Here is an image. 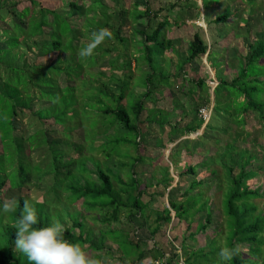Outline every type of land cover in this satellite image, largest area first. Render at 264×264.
<instances>
[{"label":"trees","instance_id":"trees-1","mask_svg":"<svg viewBox=\"0 0 264 264\" xmlns=\"http://www.w3.org/2000/svg\"><path fill=\"white\" fill-rule=\"evenodd\" d=\"M203 1H207V3H204L205 9H210L211 7H214L211 6L215 4L213 2H219L221 0ZM210 1H212V3H210ZM245 1H248L253 9L257 7L255 2L254 4L251 3L252 0ZM62 2L65 5V14L60 13L58 10L43 8L38 0H30L31 6L26 7L21 11L18 10L17 0H0V21H4V13L9 14L13 19L11 28L5 27L0 30V36L6 39L0 42V72L2 69H5L7 74L5 81L3 80L4 74L2 72L0 74V141L3 149L2 154L0 153V204H3V192L5 188H7L6 185H9L8 182L15 172H20L23 180L25 179L22 182V186L26 187L27 185H30L32 188H38L40 186L32 184L34 180L39 181V177L41 180L47 176H52L54 178V191L61 193L62 196L69 198L70 201H74L71 202V204L83 201L82 205L85 211L92 212L95 209H99L103 216L101 219H98V216H96L95 220H100L102 226H107L106 230L100 231L99 236H97L91 229L86 227L84 224L85 219L82 214L70 213L66 218L60 215L58 222L65 226L64 235L66 239L79 242L81 245L88 246L90 250L99 252L105 249V242L107 239H110L118 245L121 253L127 257L128 264L143 263V261L149 256L154 262H157L164 258V254H162L160 250H142L141 247L143 242H134L129 238V234L123 230L115 229V224L113 225V223L118 224L121 222L124 223L125 221L134 223V217L142 215V211L147 208V204H144L140 200L142 195L144 193L146 194V189L163 187L167 190L171 186L167 177L169 172L163 174V179H161V181L156 178V175H153V177L157 179L156 184H147L146 181H143L146 174L137 173V177L136 172H133L131 180H128L127 182L119 175V182L113 177V175H111V173L112 171L115 172L117 168L125 169L127 165L119 163L124 162V159L119 157H117L119 159H115V162L119 161L114 165L115 168L114 166L107 164L108 160L112 158L113 153H107L108 150H104V148H107L111 143L102 144L98 147L95 141V144L89 146L85 141L84 134L83 140L87 144L88 152L90 154L92 153V155L99 154L102 159L95 158L89 153L88 156H83L82 153L85 151L84 146L86 145L78 146L74 141L70 142L66 139L62 141H51L48 135L52 133V130L54 132L55 130L43 127V129H38L34 134L29 135L28 137L30 138L25 141L28 144H35V142L38 141V138L42 137L41 145L47 146L43 148L46 149L44 156L41 153L43 151L42 149L39 152L41 159L36 158L38 165L33 161L34 167H32V170L36 169V173L39 175L38 177L35 174L36 178H34V174H32V170L27 163V158L28 156H31V152H36V149H29L28 147L26 150V143L21 144L20 142L17 146L9 150H6L3 146L4 143L24 140L25 137L23 135L15 136L17 131L15 123L19 116L26 113H36L37 115V111L41 112L42 110H45V112L51 115V117L46 120L54 121L53 125L56 126L60 124L64 125L66 118L81 121H83L84 118L88 119L90 112L93 113V110L90 108L91 102H89L90 93H94L91 95L97 100H94L96 105H100L102 108L99 111H94V113H96L97 116L102 117L103 114H105V116L109 117L106 121L109 128L103 130L102 127H100L97 130L99 132V137L103 136L102 133L105 135H108V133L110 135L113 134L117 137L119 136L118 130L121 129V127L124 132H135L139 128L148 125L153 120H150L148 117L145 121H142L141 117L145 111V100L151 96L153 91L147 92L143 97L144 100L137 102V104L133 106L134 113L128 111L122 103L130 90V82L134 79L133 74L130 72L131 62L130 60L125 59L128 58L129 49L132 47L134 49L136 48L137 52L141 54L139 58L137 57L136 61H139L140 59L145 60L151 69V73L147 72L150 74L146 77L149 85L152 78L158 76L163 79L167 86H169L171 83L169 84L168 80L172 77V74H169L168 76H165L164 73L157 75L154 69V65L156 64L154 53L157 52L162 61L169 60L172 67V60L165 58V56L169 52H175L174 44L171 40L165 37V32L163 31L164 29L173 26H182L183 24L177 20L173 21L167 19L160 22L158 29H150L149 22L144 23L142 20L148 18L151 22V18L157 19L160 14H158V12H153L151 6L147 4L135 6L133 18L129 20L128 15H130V12L125 8L123 0H112L115 6L111 10L105 3V0H90V6L86 5V1L79 2L74 0L67 3L66 0H62ZM189 2V0H183L181 4ZM139 7L144 9L140 11L138 10ZM172 8L175 9L176 7L172 6ZM115 13L119 14L118 28H115L112 23V18ZM199 16L200 13L198 14V17ZM49 17H51L52 21L49 20ZM235 17H237V13L231 12L230 9H227L224 14L218 15L215 21L218 25L225 24L230 18L235 20ZM81 19H83V22L81 21L82 24L80 25ZM130 21H132L133 24H138L140 29L134 28L135 32L133 33L135 35H142L141 40H130L124 36V27L128 25ZM243 22L244 24L245 22L247 23L244 19ZM82 25L86 32L82 31ZM90 28L92 29V33L100 28L108 29L112 35L110 38H106L103 42L113 39L112 41H114V45H109L107 48H104L100 44L92 56L82 57L79 55V50L87 44V42H84V38H86ZM222 30L220 29L221 32ZM6 31L9 32L8 36H6ZM232 31L233 30L228 29L220 34L218 44L220 45L221 42L225 41L226 37H228ZM17 34L20 35V38L16 37L14 39L13 36ZM47 34L49 36L48 39H44L43 37H47ZM26 37L34 39V41L38 40L34 43V46L36 48L39 47V60L45 59L50 56V54H57L58 58H50L46 63L29 64L25 49L20 52L17 51L18 49L25 47L21 45H23L22 42L26 40L24 39ZM80 38L82 39V42L79 44ZM8 44L15 47L9 54H7ZM12 51L14 57H16V61L14 63L12 61V63L8 64L7 61H5V57L6 54H12ZM16 51L18 52L17 55ZM208 51L209 46L207 42L200 34L196 33L193 40L189 43L188 53L184 61L185 64L182 65L181 70H183L182 68L185 65L200 61L202 57L209 53ZM112 53L116 54V58L110 61L111 71L115 72V70H121L124 74L123 80H117L114 77L115 80L113 82L106 77L104 71H99L98 73H95L96 76L94 75L91 79V83L87 82L84 87L80 89L78 79H89L87 71L90 66H95L96 68L99 60L107 58ZM63 55H66L64 61L61 60ZM208 55L216 58L221 54L210 52ZM263 56L264 37L255 43L251 42L245 68L238 73V77L231 82L232 92L238 93L237 88L239 87L242 89L241 92L244 96V108L241 111V114L239 112L236 119L233 120L242 127L245 126L247 120L251 118L254 113L260 115L261 118L264 115V102L258 99L262 95L264 96V88L260 89L256 86L244 89V87L239 84L240 80H249L251 78L248 73V70H250L249 66L252 64H258ZM239 57L244 61L241 56ZM120 64H122L121 67H119ZM18 68L19 70L21 69L22 73L17 75V83L16 76L11 74V72H16V69ZM36 69H38L39 72H37ZM95 70H97V68ZM126 70L129 71L127 72ZM30 71L32 72L31 75H29ZM107 72L111 73L110 71ZM184 72L185 70H183V73ZM62 80L66 85H62ZM55 83H57L56 87H54ZM113 83L121 85L112 88ZM198 84L199 88L202 89L204 81L200 80ZM225 85H229V82L223 81L219 87L224 88ZM57 88L58 90L55 91ZM251 88L252 92L250 91ZM227 91L230 93V90ZM258 93L260 94L258 95ZM189 95L191 94L187 95L190 98L191 96ZM192 97L190 99H193ZM39 104L41 106H39ZM198 110L199 108L195 109L194 120L198 119ZM132 114L136 115L137 120H139L138 125L133 122ZM184 114L186 115V113ZM232 118H234V115H232ZM197 121L198 122L192 123L187 127H183L181 135L190 136L192 133L198 132L203 126V121L201 119H198ZM153 122L157 123V120ZM163 125L164 126H159L163 128L165 127V124ZM80 126L81 123L78 122L77 127L75 128ZM61 127L64 129L63 133L65 134V138L73 131V129L69 128L70 132L67 133L65 130L66 127ZM225 127L228 128L229 126L226 125ZM213 128V125H208L207 130H212ZM173 129L177 130L175 127ZM30 141L31 143H29ZM110 141L116 143L120 140L111 139ZM123 141L130 143L129 140ZM136 143L138 144L139 141ZM148 144L149 140L146 142L145 147H147ZM228 146L232 147L233 151H230ZM142 148L140 147V151ZM78 151L81 152V155H75ZM232 152H238V150L235 149L234 144H227L224 153L220 156L221 167L225 173L224 179L221 180V182L225 184L222 201L223 213L226 218L225 226L228 230L225 246L239 245L240 247L247 246L248 248V254L250 256L246 258L241 252V256L234 259L232 264H264V209H259L254 203L255 200L264 197V192H260L263 183L260 186L258 181H255V179L261 175L264 168H257L254 162L255 154L253 155L248 151H245L240 159L241 168L239 169L238 174H234V167L229 164L227 159ZM142 157L143 156L138 155V158H136V168L145 161L146 157L143 158L144 161ZM50 160L52 162H50ZM210 161L215 163L213 157L210 158ZM41 166L43 167V170L40 168ZM90 166L92 168H90ZM249 166H251V168L248 170L247 168H249ZM61 167L62 169L60 170ZM207 167L208 163L204 162L194 166L191 165L181 174V176L196 175L198 169H205ZM108 169L113 170L109 173ZM217 173L218 171L216 170L212 172L214 175H217ZM78 177V181L82 178V184L77 183L78 185H76L74 182ZM60 178L69 181L64 189L57 185V181ZM114 179H116L120 185H123L121 193L115 190ZM255 182L257 185H255ZM143 185L145 187H142ZM206 185L208 184L204 180L199 182L195 181L189 189H186L183 192V194L189 196L186 201L178 203L177 200H171L169 202L171 208L175 210V217L171 215L168 208L163 207L164 210L156 212V223L158 226L153 230V234L157 233L168 223L181 222L183 220L188 224L186 233H189L191 238H194L198 234L205 233L210 228V225L214 223L213 209L209 201L204 199L203 193L200 192L195 195H191V193L198 187H204ZM162 194L164 196V192ZM121 195H126L127 198L123 200ZM103 199H108L109 201L104 202L98 207V201ZM202 199L204 202H202ZM25 200H28L25 196L19 198V201L16 202V211L11 213L7 212L9 214L8 218L5 217V214L1 216L0 225L6 226V229L4 227L6 233L4 235V232L3 234L1 232L0 236V264H28L26 261H23L21 255H17L20 253L15 247L16 228L14 226L21 213ZM42 203H35L40 218V226H47L52 222H56L53 217L60 214L62 211L57 209L59 204H56V202H50V208L47 209L45 205L44 208H39L38 206H42ZM128 210L132 211L129 213ZM194 210H197V212L206 211V220L204 223L196 226V232H192L195 225ZM122 211L126 212L125 214L127 217L122 215ZM76 229L80 230H78L79 233L77 234L74 233ZM110 235L114 236L111 237ZM217 243L218 242L214 240L209 245L208 251L200 249L198 252L186 253L187 258H185L184 255L185 264H199V262L210 264L213 261H217V254L219 252ZM186 248L188 249L187 245L184 243L182 245V250H185ZM177 254H175L174 257L175 259L180 260V255ZM174 261L175 260L171 259L167 261L166 264H173ZM29 264H33V262Z\"/></svg>","mask_w":264,"mask_h":264},{"label":"rangeland","instance_id":"rangeland-1","mask_svg":"<svg viewBox=\"0 0 264 264\" xmlns=\"http://www.w3.org/2000/svg\"><path fill=\"white\" fill-rule=\"evenodd\" d=\"M38 1L43 8L56 11L58 10L60 13L65 14V5L63 4L62 0ZM72 1L74 0H66L67 3H70ZM77 1H86L87 6L91 5L90 0ZM182 1L183 0H123L125 8H127L128 12H130V15H128L129 20L133 18V11H135V6L138 5L147 4L151 6L153 12H158V14H160L159 18L157 19L151 18V22L148 18L142 20L144 23L149 22L150 29L152 30L158 29L160 22L167 19L173 21L177 20L183 24L182 26H173L171 28L164 29L163 31L165 32V37L171 40L174 44L175 52H169L165 56V58H169L172 60V67L169 60V62L164 60L162 61L157 52L154 53V58L156 59L154 69L157 75H160L161 73H164L165 76L172 74V77L168 80V83H171L169 86H167L163 79L159 78L158 76L152 78V81H150L149 85L146 77L151 73V69L149 67V64L145 60L140 59L139 61H136L137 57L139 58L141 56V54L137 52L136 48H130L128 51V58L125 59L130 60L131 62L130 72L133 74L134 79H132V83L130 82V90L122 103L124 104L126 109L132 113L133 106L136 105L137 102L144 100L143 97L147 92L153 91L151 96L145 100V111L141 117V120L145 121V119L149 117L150 120H157V123L152 121L148 125L144 126L143 128H139L135 132H124L121 127V129L118 130L119 136L117 137H115L113 134L110 135L109 133L108 135L102 133L103 136L99 137V132L97 130L100 127H102L103 130L109 128V125L106 122L109 117L105 116V114H103L102 117L97 116L96 113H94V111H99L102 108L100 105H96V102L94 101L96 99L91 95L94 93H90L89 102H91L90 108L93 110V113L90 112L88 119L84 118V120L81 121L66 118L64 125L60 124L56 126L53 125L54 121L46 120L49 119L51 115L45 112V110H42L41 112L37 111V115L36 113H26L19 116L18 120H16L15 123L17 129L15 136L23 135L25 137L24 140L4 143L3 146L6 150H9L17 146L19 142L21 144L26 143L25 141L30 138L28 137L29 135L34 134L38 129L47 127L50 130H55V132L52 130V133L48 135L51 141H62L66 139L70 142L74 141L78 144V146L86 145L84 146L85 151L82 153L83 156H88L89 152L87 150V144L89 146H92L96 141V145L100 147V145L102 144L111 143L107 148H104V150H108L107 153H113L112 158L108 160V163H106L108 165L114 166L119 162H115V159L122 158L124 159V162L119 163L127 165L125 169H118L116 167L117 170H115V172L112 171L113 169H108L109 173H111L112 171L113 174L111 173V175H113V177L116 178L119 182L120 176L125 179L124 181L127 182L128 180H131L133 172H136L137 177L138 174H146L143 181H146L147 184H156L157 179L161 181V179H163V174L165 172H169L167 177L171 186L167 190H165L163 187L156 189L147 188L146 194L144 193L140 199L141 202L147 204V208L142 211V215H137L134 217V223H130L128 221L118 224L113 223V225L115 224V229L123 230L124 232L129 234V238L134 242H143L141 247L142 250L150 251L158 249L162 254H164V258L157 262H154L149 256L143 261V263L138 264H166V262L171 259L175 260L173 264H185L184 255L185 258H187L186 253L188 254L190 252H198L200 249H205L208 251L209 245L214 240L218 242L217 245L219 250L221 247L226 245L228 230L225 226L226 218L223 213L222 201V194L224 192L225 184L221 182V180L224 179L225 173L221 167L220 156L224 153L227 144H234L235 149L238 150V152H232L229 157H227L229 164L233 165L234 167V174H238L239 169L241 168L240 159L243 155V152L245 151H248L253 155L255 154L254 162L257 168H264V115L261 118L260 115L254 113L251 118L247 120L244 127L234 122L233 120L236 119L237 114L239 112L241 114V111L244 108V96L241 92L242 89L239 87L237 88L238 93H233L231 85L232 80L237 78L238 73L243 71L245 68V64L248 59L247 57L249 56L250 52L251 42L255 43L256 41H259L262 37H264V0H252V4H254V2L257 4V7H255L254 9L248 3V1L245 0H221L219 2H213L215 4L211 6L214 7H211L210 9H205L204 3H207V1L204 2L203 0H189V3L181 4ZM17 2L18 10L20 11L26 7L31 6L30 0H17ZM105 3L109 6L110 10L115 6L112 0H105ZM210 3H212V1H210ZM172 6H175L176 8L173 9ZM143 9L144 8H138V10L140 11ZM227 9H230L231 12L237 13V17H235V20L233 18H230L225 24H216L215 20L217 19V16L224 14ZM197 13H200L199 17ZM83 19H81L80 22ZM243 19L246 20L247 23L245 22L244 24ZM49 20L52 21L51 17H49ZM12 22V17L9 14L4 13V21H0V30L5 27L11 28ZM82 22L80 23V25L82 24ZM112 23L115 28L119 27V14L115 13L113 15ZM82 27V31L86 32L85 28ZM134 28H139L138 24H133L132 21H130L129 24L124 27V36L129 38L130 40H141L142 35H135L133 33L135 32ZM220 29H223L222 32L220 31ZM228 29H231L233 31L228 37H226V40L221 42L219 45V35ZM196 33L200 34L207 42L209 46V53L215 52L221 55H218L216 58L206 55L202 57L200 61H196V63L185 65L182 68L183 70H185V72L183 73L181 67L183 64H185L184 61L188 53L189 43L193 40ZM6 34V36H8L9 32L6 31ZM91 34L92 29L90 28L88 30L86 38H84V42H90ZM13 37L14 39L16 37L20 38V35L17 34ZM48 37L49 36L47 34V37L43 38L48 39ZM24 39L26 40L22 42L23 45L21 46L25 47H22L17 51L20 52L25 49L27 53V61L29 62V64L46 63L50 58H58L57 54H50V56L46 57L45 59L39 60V47L36 48L34 46V43L38 40L34 41V39H31L29 37H26ZM4 40L6 39L0 36V42ZM112 40L102 42L101 45L104 48H107L109 45H114V41ZM80 42H82L81 38L79 44ZM14 48L15 47H12L8 44L7 54H9L10 51ZM7 54L5 57V61H7L8 64L12 63V61L14 63L16 61V57H14L13 51L12 54ZM17 54L18 52L16 53V55ZM239 56H241L244 61H242ZM65 58L66 55H63L61 57V60L64 61ZM115 58L116 54L112 53L107 58L99 60L98 66L96 67L97 70H95V66H90L87 71V76L89 77V79H78L80 89L84 87L87 82L91 83V79L94 77V75L96 76L95 73H98L99 71H104L106 77L113 82L115 78L117 80H123L124 74L121 70H115V72L111 71L110 61ZM211 60H214V62L210 64ZM121 66L122 64L119 65V67ZM249 68L250 70H248V73L250 74L251 78L249 80L242 79L239 81V84L242 85L244 89L256 86L260 89H263L264 56L260 59L258 64H252L249 66ZM36 70L37 72H39L38 69ZM225 70H227V76L225 75ZM107 71H110L111 73ZM126 71L128 72L129 70ZM1 72L4 74L3 80L5 81L7 75L5 69H2ZM215 72L219 79H222L223 81H226V79L229 80V85L224 86L225 89L219 87L217 91H212L209 88L210 86L208 83V76L209 74H213ZM21 73L22 71L21 69L19 70V68L16 69V72H11V74L16 76L17 83V75ZM31 74L32 72L30 71L29 75ZM206 78L207 81H205ZM200 80L204 81V86L202 87V89H200L198 86V82ZM64 83L65 82L62 80V85ZM117 85L121 84L113 83L112 88H116ZM215 85L216 84L214 83V86ZM56 86L57 83L54 84V87ZM57 90L58 88L55 91ZM227 90H230V93ZM250 91L252 92V88ZM188 94H191L189 95L191 97L194 95L192 97L193 99H190L191 97L189 98L187 96ZM259 94L260 93H258V95ZM258 99L264 102L263 95ZM39 106L41 105L39 104ZM196 108H209L211 110V113L209 112L208 114L210 116L209 120L205 121L203 128L198 133L190 136L181 135L183 126H188L190 119V122H194ZM184 113H186V115ZM232 115H234V118H232ZM197 116L199 120L200 118H203L200 117L199 114H197ZM132 118L133 122L138 125L139 120H137L136 115L132 114ZM78 122L81 123V126L75 128L77 127ZM163 124H165V127L162 128L161 126H159H164ZM208 124L213 125L214 129H205ZM226 125L229 127L226 128ZM61 126L66 127L65 130L67 133L70 132L69 128L73 129L72 133L65 138V134L63 133L64 129ZM174 127L177 128V130H174ZM84 134L87 144L83 140ZM246 135L250 136L249 139ZM111 139H118L120 141L112 143V141H110ZM123 140H129L130 143H126ZM148 140L149 144L147 145V147H145ZM137 141H139L138 144L136 143ZM29 143H31V141ZM41 144L42 137H39L38 141L35 142V144H25L26 150L28 149V147L29 149H36V152H31V156H28L27 154V163L31 170L32 167H34L33 161L36 165H38L36 162V158L41 159L39 152L44 147H47ZM140 147H143L141 151ZM228 148L230 149V151H233L232 147L228 146ZM2 150V144L0 141L1 154ZM41 153L44 156V153H46V149H43ZM78 154L81 155V152L78 151L75 153V155ZM90 155H92V153ZM138 155L143 156L142 159L145 157L146 159L145 161L143 159L144 162L141 163L138 168H136L135 164ZM92 156L102 159L99 154H94ZM211 157L214 158L215 163H212L210 161ZM50 162L52 161L50 160ZM201 162L208 163V167L205 169H198L196 175L181 176V174L185 172V170L189 166H194L196 164L198 165ZM40 168H42L43 170L42 166ZM90 168L92 167L90 166ZM250 168L251 166H249V168L247 169L249 170ZM61 169L62 167L60 168V170ZM214 170L218 171L217 175L212 174ZM36 171V169H33L31 171L32 174H34V178H36V175L39 177ZM153 175H156L157 179L153 177ZM79 177L75 180L74 184H82V178L80 181H78ZM116 179H114L115 190L121 193L123 185H120V183ZM24 180L22 175L18 171L15 172L13 176H11L8 182L9 185H6L7 188H5L2 195L3 203L13 197H15L16 202H18L19 198L25 196L30 201V203L35 205V203L40 204L43 202V205L38 207L44 208L45 205L48 209L50 208V202H56V204H59L57 209L62 210L60 214H57L53 217L56 222H58L60 215L66 218L70 213H80L84 216V224L86 225V227L91 229L97 236H99L100 231L106 230L107 226H102L100 224V220H95L96 216H98V219H101L103 216L99 209H95L92 212L85 211L82 205L83 201L71 204V202L74 201H70L69 198H65V196H62L61 193L53 190L54 178L52 176H47L46 178H42L41 180L39 177V181L34 180L32 184L40 185L38 188H32V186L30 185H27L26 187L22 186V182ZM201 180H204L208 185L204 187H198L191 193V195L199 194L201 192L204 195V199L209 201L214 213V223L210 225V228L205 233L200 235L198 234L194 238H191L189 233H186L188 224L183 220L181 222L168 223L164 225L163 228L157 233L153 234V230L158 226V224L156 223V212L164 210L163 207L168 208V210L171 212V215L175 217V210L171 208L169 202L171 200H177L178 203L186 201L189 196L183 194V192L186 189H189L193 182H199ZM255 181H258L260 186L263 183L260 192H264V169L261 172V175L255 179ZM68 182L69 181L60 178L57 181V185L60 186V188L62 187V189H64L66 188ZM144 185L142 187H145ZM255 185H257L256 182ZM163 192L164 196L162 194ZM121 198L124 200L127 198V196L121 195ZM108 201V199L99 200L98 207H100L104 202ZM202 202H204L203 199ZM254 203L259 207V209H264V197L255 200ZM131 211L132 210H128L129 213ZM125 213L126 212L122 211V215L126 216ZM194 213L195 225L192 232H196V226L198 224L204 223L206 220V211L197 212V210H194ZM4 214L6 218L9 217V214L7 212L2 211L0 212V219ZM4 227L6 229L5 225H0V236L1 232L2 234L4 232V235L6 233ZM78 230L76 229L74 233H79L80 230ZM110 236L112 237L114 235ZM184 243L187 245L188 249L186 248L185 250H182V245ZM82 246L93 257L102 259L104 261V264H128L127 257L121 253L118 245L110 239L106 240L105 249L100 252L90 250L88 246ZM18 252L20 254L17 255H21L23 261H26L28 264L32 263L23 252H21L20 250H18ZM241 252L246 258L250 256L248 254L247 246H242ZM175 254L180 255V260L175 259ZM112 255H115L114 258ZM199 264L208 263L199 262ZM210 264H216V261H213Z\"/></svg>","mask_w":264,"mask_h":264},{"label":"clouds","instance_id":"clouds-1","mask_svg":"<svg viewBox=\"0 0 264 264\" xmlns=\"http://www.w3.org/2000/svg\"><path fill=\"white\" fill-rule=\"evenodd\" d=\"M111 35L112 33L106 28H100L99 30L94 31L91 34L90 42L79 50V55L82 57L92 56L97 47L106 38H110ZM226 81L229 80L226 79ZM222 82L219 80L214 82L216 87L213 91H217ZM202 109L204 108L199 109L200 117H202L200 114ZM205 109L211 113L209 108ZM200 119L203 121L204 126L205 121L207 120H204L203 118ZM196 122L198 121L194 120L192 123ZM192 123H189L188 125H191ZM207 128L208 126L205 127V129ZM196 133H192L191 135ZM246 136L249 139L250 136ZM0 211L8 213L15 212V197L0 204ZM14 226L16 228L15 247L23 252L33 264H104L102 259L93 257L88 251H86L81 243L66 239L64 235L65 226L62 223L52 222L47 226H40V218L36 207L28 200L24 201L23 208ZM240 256L241 247L239 245L223 246L217 254L216 264H232V261Z\"/></svg>","mask_w":264,"mask_h":264},{"label":"crops","instance_id":"crops-1","mask_svg":"<svg viewBox=\"0 0 264 264\" xmlns=\"http://www.w3.org/2000/svg\"><path fill=\"white\" fill-rule=\"evenodd\" d=\"M214 62V60H211L210 61V64L211 63H213ZM225 69H226V67H225ZM226 71L227 70H225V75H226ZM227 76V75H226ZM206 80H207V78H206ZM217 80H219V81H223L222 79H219L218 77H217V75H216V72L215 73H213V74H209V76H208V83H209V88L213 91V89L216 87V86H214V82H217ZM191 121V119L189 120V123H192V122H190ZM184 126H186V125H184Z\"/></svg>","mask_w":264,"mask_h":264},{"label":"built area","instance_id":"built-area-1","mask_svg":"<svg viewBox=\"0 0 264 264\" xmlns=\"http://www.w3.org/2000/svg\"><path fill=\"white\" fill-rule=\"evenodd\" d=\"M201 116L203 117L204 120H208L209 119V112L207 109H202L201 112H200Z\"/></svg>","mask_w":264,"mask_h":264}]
</instances>
